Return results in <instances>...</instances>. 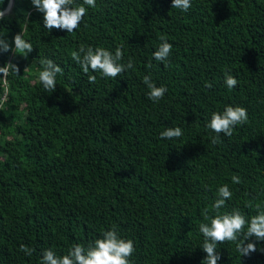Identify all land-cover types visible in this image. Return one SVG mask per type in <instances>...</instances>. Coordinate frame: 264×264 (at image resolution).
I'll list each match as a JSON object with an SVG mask.
<instances>
[{"label": "trees", "instance_id": "trees-1", "mask_svg": "<svg viewBox=\"0 0 264 264\" xmlns=\"http://www.w3.org/2000/svg\"><path fill=\"white\" fill-rule=\"evenodd\" d=\"M191 4L183 12L172 0H96L77 30L48 33L31 0H14L0 34L14 48L22 32L33 51L0 52V67L19 68L0 73V264H40L44 249L64 255L113 226L134 242L131 264H201L199 225L210 222L204 209L215 215L219 186L233 192L221 213L250 219L264 208V0ZM162 35L173 45L167 66L153 58ZM81 45L113 54L123 45L120 63L131 57L134 67L114 79L85 75L71 58ZM44 58L63 69L53 93L38 81ZM149 74L168 89L158 103L147 96ZM226 74L238 80L232 89ZM228 105L246 108L248 121L213 144L206 125ZM176 126L180 138H160ZM257 248L240 256L236 243L218 244V264H264V241Z\"/></svg>", "mask_w": 264, "mask_h": 264}, {"label": "clouds", "instance_id": "clouds-1", "mask_svg": "<svg viewBox=\"0 0 264 264\" xmlns=\"http://www.w3.org/2000/svg\"><path fill=\"white\" fill-rule=\"evenodd\" d=\"M33 7L43 14V27L48 33L53 28L66 30L72 33L80 27L83 18L87 15L88 7L95 8L96 0H83L77 6L75 0H31ZM172 8H178L187 12L191 7V0H172ZM5 11L0 9V20L5 17ZM5 34H0V52L12 51L25 58L33 51V45L23 38V33H17L14 38V48L7 40L3 38ZM161 43L153 53V58L165 63L167 66L168 57L171 55L173 45L167 41L165 36L159 37ZM71 58L75 61L82 72L87 75L89 71L100 72L105 78H116L134 67L131 57L126 64L120 63L124 58L123 45L117 47L115 52L103 47H91L81 45L77 51L71 53ZM41 70L38 73V81L42 84L46 92L53 93L57 87V75L63 73V69L53 60L44 58L40 60ZM151 68V62L146 65ZM9 71L18 75L17 65L8 63L0 67V73L7 76ZM96 76L89 75L88 82L95 83ZM143 83L149 89L147 96L154 102H159L164 98L168 91L166 86L157 87L152 81L151 75L143 77ZM225 84L229 89L238 84V80L231 74H226ZM206 87L211 88V83H206ZM7 100V95L0 100V107ZM248 121L247 109L242 106H225L223 112H213L210 121L206 127L212 130L215 135L212 136L213 144L220 143V134L227 137L233 135L234 128L237 125H243ZM183 130L179 127H168L160 133L161 139L180 138ZM232 183L239 184L241 179L238 175L232 176ZM233 192L228 184H223L217 189V198L212 204L214 216H209V210L204 209L202 216L205 221L199 225V232L203 235V243L200 246L207 254L201 264H218L221 259L217 246L225 242L236 243V250L240 256H247L258 250L257 243L264 241V208L256 204L257 214L250 219L243 215L239 209L234 208L231 212L221 213V209L226 207V201L231 200ZM255 242L245 241L253 238ZM134 242L131 239H124L113 226L110 230L102 232V238H97L90 242L86 247L82 244H73L64 255H58L53 249L46 248L42 252L40 264H131L130 257L135 252ZM264 251V248L259 249ZM19 251L26 256H32L35 249L26 245H21Z\"/></svg>", "mask_w": 264, "mask_h": 264}, {"label": "water", "instance_id": "water-1", "mask_svg": "<svg viewBox=\"0 0 264 264\" xmlns=\"http://www.w3.org/2000/svg\"><path fill=\"white\" fill-rule=\"evenodd\" d=\"M13 4H14V0H11L9 6L5 11V15H7L12 10Z\"/></svg>", "mask_w": 264, "mask_h": 264}]
</instances>
